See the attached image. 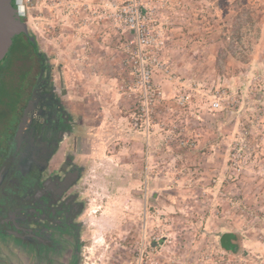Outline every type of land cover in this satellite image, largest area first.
Here are the masks:
<instances>
[{
  "label": "rangeland",
  "instance_id": "obj_1",
  "mask_svg": "<svg viewBox=\"0 0 264 264\" xmlns=\"http://www.w3.org/2000/svg\"><path fill=\"white\" fill-rule=\"evenodd\" d=\"M19 4L69 102L88 114L81 121L95 155L83 181L82 264H136L144 248L160 264H264V0ZM132 6L146 16L160 62L163 99L149 134L135 126L126 66L133 34L121 17ZM108 46L127 77L125 100L98 119L101 106L78 98L91 95L93 54ZM227 232L240 234L237 254L221 246Z\"/></svg>",
  "mask_w": 264,
  "mask_h": 264
},
{
  "label": "flooded vegetation",
  "instance_id": "obj_2",
  "mask_svg": "<svg viewBox=\"0 0 264 264\" xmlns=\"http://www.w3.org/2000/svg\"><path fill=\"white\" fill-rule=\"evenodd\" d=\"M0 64V264H82L95 152L30 31Z\"/></svg>",
  "mask_w": 264,
  "mask_h": 264
},
{
  "label": "built area",
  "instance_id": "obj_3",
  "mask_svg": "<svg viewBox=\"0 0 264 264\" xmlns=\"http://www.w3.org/2000/svg\"><path fill=\"white\" fill-rule=\"evenodd\" d=\"M19 2L20 0H16L17 8L23 19ZM121 18L133 34V39L127 45L126 66L133 77V87L138 97V118L135 126L142 128L145 133L149 134L154 123L156 105L163 99V93L154 83V71L156 66L160 65V62L153 54L154 44L153 38L149 35L146 27L147 18L139 8L136 6L125 7L122 10ZM187 98L182 96L178 101L184 105ZM136 264L160 263L151 257V253L147 248H144L139 252Z\"/></svg>",
  "mask_w": 264,
  "mask_h": 264
},
{
  "label": "crops",
  "instance_id": "obj_4",
  "mask_svg": "<svg viewBox=\"0 0 264 264\" xmlns=\"http://www.w3.org/2000/svg\"><path fill=\"white\" fill-rule=\"evenodd\" d=\"M83 53H84V50H80L79 55L77 56L78 61H81L83 57ZM112 53L113 51L110 52V47L108 46V54L107 52H104L103 54H93L96 65H98V72L97 73L88 72L86 75L87 78L89 77V80H90L91 95H89L88 93H85L84 95H80V97L78 98L80 99V101L82 100L85 102L89 100V102H87L85 105L86 107L89 104H91V102L96 104V106L97 105L101 106V110L99 112L97 111L94 115L95 118H98V119H101L104 117V116L102 117V114L105 112V110L108 111V107L110 108L111 106V108H113L115 104L117 105L115 107L120 108L123 105V100H125L124 99L125 92L123 91V82H125L127 77L124 78L125 75L123 74V71L119 69L118 63L115 62L116 60L114 61L112 57L113 55ZM106 62H108V68L106 66H105L106 70H104V67L100 68V66ZM87 71H90V69L87 68ZM90 73L93 75H91ZM118 103L120 104L118 105ZM84 111H85V108L84 109L79 108L78 114H79L80 120L82 116H84V118L88 117L87 116L88 114L86 113V111L85 112ZM103 122L104 121L102 120L99 126L102 125V127L105 128L107 125L104 124ZM103 124L105 126H103ZM84 125L88 126L86 122H84ZM227 233H233V234H236V236H238V240H236V243L239 246L240 245L239 244L240 234L235 233V232H227ZM227 233H224V234H227ZM239 249H240V246H239Z\"/></svg>",
  "mask_w": 264,
  "mask_h": 264
},
{
  "label": "water",
  "instance_id": "obj_5",
  "mask_svg": "<svg viewBox=\"0 0 264 264\" xmlns=\"http://www.w3.org/2000/svg\"><path fill=\"white\" fill-rule=\"evenodd\" d=\"M29 33V25L13 6V0H0V64L8 55L15 37Z\"/></svg>",
  "mask_w": 264,
  "mask_h": 264
},
{
  "label": "trees",
  "instance_id": "obj_6",
  "mask_svg": "<svg viewBox=\"0 0 264 264\" xmlns=\"http://www.w3.org/2000/svg\"><path fill=\"white\" fill-rule=\"evenodd\" d=\"M13 6L15 8L18 7L16 0H13ZM236 240H238V236H236V234H224L221 237V246L225 251L237 254L239 252V246L237 245Z\"/></svg>",
  "mask_w": 264,
  "mask_h": 264
}]
</instances>
